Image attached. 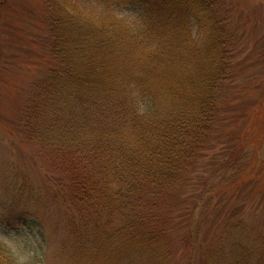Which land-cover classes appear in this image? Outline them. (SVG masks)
Listing matches in <instances>:
<instances>
[{"label": "trees", "instance_id": "trees-1", "mask_svg": "<svg viewBox=\"0 0 264 264\" xmlns=\"http://www.w3.org/2000/svg\"><path fill=\"white\" fill-rule=\"evenodd\" d=\"M95 3L101 16L87 8ZM221 3L46 0L54 65L22 125L59 158L60 198L80 208L78 221L67 216L78 243L58 264H169L170 202L210 143L231 77L236 41L218 18ZM138 6L139 29L111 11Z\"/></svg>", "mask_w": 264, "mask_h": 264}, {"label": "rangeland", "instance_id": "rangeland-1", "mask_svg": "<svg viewBox=\"0 0 264 264\" xmlns=\"http://www.w3.org/2000/svg\"><path fill=\"white\" fill-rule=\"evenodd\" d=\"M219 10L236 41L231 77L210 143L170 202L169 264H264V0H222ZM111 11L144 26L139 6ZM48 19L46 0H0V246L11 264H58L78 243L67 216L78 221L80 208L60 198L59 158L30 143L22 125L35 84L54 65Z\"/></svg>", "mask_w": 264, "mask_h": 264}]
</instances>
